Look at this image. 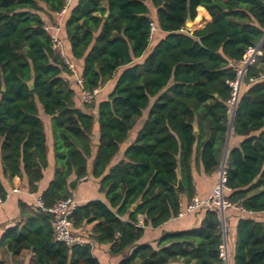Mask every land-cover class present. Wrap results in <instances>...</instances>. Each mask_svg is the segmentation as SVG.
<instances>
[{
    "label": "trees",
    "instance_id": "trees-1",
    "mask_svg": "<svg viewBox=\"0 0 264 264\" xmlns=\"http://www.w3.org/2000/svg\"><path fill=\"white\" fill-rule=\"evenodd\" d=\"M65 4L0 0V170L9 180L25 179L37 193L51 151L54 174L40 197L43 208L72 198L87 178L98 182L102 198L78 205L71 216L75 235L92 225L79 235L88 243L57 242L53 216L20 202L21 221L3 233L0 249L12 255L11 264L29 253L26 264H102L94 245L118 264H224L217 208L185 216L200 224L165 232L155 246L138 242L148 227L182 219L178 214L200 197L199 177H217L232 114L231 84L248 51L264 39V0H79L62 20L63 56L42 16L59 15ZM188 19L198 29L192 34ZM76 74L82 87L73 84ZM108 82L105 100L95 95L91 104H80L83 93L93 95ZM145 111L134 142L123 148ZM226 187L230 264H264V44L241 83ZM232 212L239 217L234 248Z\"/></svg>",
    "mask_w": 264,
    "mask_h": 264
},
{
    "label": "crops",
    "instance_id": "crops-1",
    "mask_svg": "<svg viewBox=\"0 0 264 264\" xmlns=\"http://www.w3.org/2000/svg\"><path fill=\"white\" fill-rule=\"evenodd\" d=\"M78 1L79 0H75L73 5H76ZM63 17H60V15H56L52 18H49L45 15L42 16V18L45 20L47 24L46 26H51V27L59 26L60 29H61ZM52 22L55 24L57 23V25L52 24ZM210 22L211 19L209 20L208 23ZM112 84H113L112 82L105 83L103 87L99 91H97L96 98L105 100L109 95V91L112 89ZM79 108L86 113L88 112L83 106H80ZM147 112L148 111H145L143 113V117L138 121L136 127L131 131L128 140L123 145V148L134 142L137 133L142 128V125L146 119ZM46 134H47V146L50 147L51 150L52 134H51V129L49 127L47 128ZM97 138H98V132L95 133L94 140H97ZM230 142H231V138H230ZM236 146H238V143L236 144ZM121 160H122V154L114 159L112 165L117 164ZM89 167L91 168V161L89 162ZM53 174H54V160L51 151L49 156V168L45 171L43 180L38 183L37 193L34 194L30 193L29 188L27 187V184L25 182V179L23 180L19 177H16L13 180H9L3 177L2 171L0 170V177L2 178L1 182L6 191V197L4 200L0 196V238L6 230L14 228L21 221L20 202L26 203L31 206H38V200L40 199L43 191L48 187L49 183L51 182L53 178ZM74 179L75 177H72L70 179V182L74 181ZM217 183H218V175L217 177L215 175L214 177H209V178L205 176L199 177L197 179V189H198L197 195L200 197H208L209 195L212 194ZM98 187H99L98 182L96 180H93L91 178H87L84 181L82 180L78 189L72 192L73 194L72 198L77 200L79 202V205L93 199L102 198V195L99 194L98 192ZM261 215L264 217V214ZM238 219H239L238 215L232 212V214L230 215V229H229L232 234L231 248H234L235 245V230ZM142 220L143 219L141 218V222ZM199 224H200V218L194 216H188L179 220H172L158 229H152L148 227L146 229L147 231L146 235L138 242V244L150 243L153 246H155L156 244L152 242L158 240L165 232L188 230L197 227ZM91 228L92 225H86L84 228L78 231V233L79 235H84L88 231H90ZM226 231H227V226H226ZM93 250H94V255L99 259V261L102 264H118L119 259L110 256L107 249H105L104 247L94 245ZM32 256H33L32 253L27 254L24 261H21L20 264H26L27 260ZM11 263H12V255L4 248H1L0 264H11Z\"/></svg>",
    "mask_w": 264,
    "mask_h": 264
},
{
    "label": "built area",
    "instance_id": "built-area-1",
    "mask_svg": "<svg viewBox=\"0 0 264 264\" xmlns=\"http://www.w3.org/2000/svg\"><path fill=\"white\" fill-rule=\"evenodd\" d=\"M75 0H66L65 7L63 11L59 14L60 17H63L64 14L66 13V10L68 7L72 6L74 4ZM45 30L49 33L50 37L52 38L55 48L60 51V53L64 56L63 52V45L59 39L58 33L60 31V27H51V26H46ZM253 50V49H251ZM258 50L256 48L253 60L250 62H246L244 59L242 68L239 70L241 71V75L243 73V69L248 64L250 66L254 61L256 56L259 54ZM66 62L69 64L68 60L65 58ZM70 68L72 70L73 66L70 65ZM239 72V71H238ZM238 75V80L240 84V77ZM244 78V77H243ZM76 80L78 85L82 87V78L76 74ZM242 83V82H241ZM233 84V83H232ZM231 84V87L233 88ZM239 88V85H238ZM241 88V85H240ZM238 92V90H237ZM240 93V91H239ZM97 94L95 92L93 95L88 94V93H83L82 99L84 103H89L93 100L94 96ZM235 94V93H233ZM237 94V93H236ZM236 97V96H235ZM235 103V102H234ZM233 107L232 106V112H233ZM231 112V113H232ZM228 191L226 187V164L221 165L220 171L218 173V183L213 191V193L207 197L206 199H201L200 197L195 196L192 201L188 204L185 210L181 211L178 214V218H184L185 216L189 214L195 213L197 210L201 208H217L219 211L221 223H222V231H223V245L221 246V257L224 260V264H230L229 261V252H228V244H227V231H226V210L231 208V204L226 201L225 199V193ZM79 205V202L73 198H68L65 200H61L57 202L53 207L49 209L43 208V204L41 200H38V206L43 209L44 212L49 213L53 216V221H52V226H53V231H54V238L57 242H62L65 243L69 246L75 245V244H80L84 245L88 243L86 240H83L80 238L78 235H75L73 231L71 230L72 227V222H71V216L73 214V211L76 209V207ZM223 217L225 220H223ZM225 224V226H224ZM226 235V236H225Z\"/></svg>",
    "mask_w": 264,
    "mask_h": 264
},
{
    "label": "water",
    "instance_id": "water-1",
    "mask_svg": "<svg viewBox=\"0 0 264 264\" xmlns=\"http://www.w3.org/2000/svg\"><path fill=\"white\" fill-rule=\"evenodd\" d=\"M193 24H194V22L192 20L188 19L187 22H186L185 28H186V26L189 27V26H191ZM263 44H264V39L262 40V42L257 47V50L260 53H261V48H262ZM248 67H249L248 64H246V66L243 69V73H242V75L240 77V84H239L238 92H237L236 97H235V103H234V107H233V112L231 114V120H230V125H229V133H228V137H227V142H226V147H225V152H224V157H223L222 165H225L226 164L227 155H228V149H229V143H230V138H231L232 131H233V124H234L235 111H236L238 97H239L240 85H241V82L243 80V77H244V75H245ZM30 88L31 89L34 88L32 83L30 85ZM3 90H4V88H3ZM194 128H195V131H197V126L196 125L194 126ZM183 190H184V187H183V183H182V179H181V174H180V170H179L178 171V186H177V191L181 192ZM139 204H140V201H138L133 206V208H136ZM223 220H225L224 217H223ZM224 226H225V224H224Z\"/></svg>",
    "mask_w": 264,
    "mask_h": 264
},
{
    "label": "rangeland",
    "instance_id": "rangeland-1",
    "mask_svg": "<svg viewBox=\"0 0 264 264\" xmlns=\"http://www.w3.org/2000/svg\"><path fill=\"white\" fill-rule=\"evenodd\" d=\"M195 23V22H194ZM52 24H55V23H53L52 22ZM55 25H57V23L55 24ZM186 30L187 31H189L191 34L195 31V30H198V29H194V26L193 25H191V26H186ZM255 54V50H249L248 51V54H247V56H246V58H249V57H252V55H254ZM258 54V53H257ZM259 56V55H258ZM245 59V58H244ZM76 82H77V80H76V77H75V79H74V81H73V84H76ZM79 102H80V104L81 105H85L84 104V101H83V99H82V97L80 96L79 97ZM87 104H91V102H89V103H87ZM87 110V109H86ZM88 111V110H87ZM262 220H264V217L262 216V217H260ZM76 235H78V234H76ZM79 236V235H78ZM80 237V236H79ZM81 238V237H80Z\"/></svg>",
    "mask_w": 264,
    "mask_h": 264
},
{
    "label": "bare ground",
    "instance_id": "bare-ground-1",
    "mask_svg": "<svg viewBox=\"0 0 264 264\" xmlns=\"http://www.w3.org/2000/svg\"><path fill=\"white\" fill-rule=\"evenodd\" d=\"M256 51V50H255ZM253 57H254V55H252V57H249V58H246L245 59V61L246 62H250V61H252L253 60ZM241 71L242 70H239V72H238V75L240 76L241 75ZM239 80L237 79L235 82H233V84H232V86H233V92L235 93V94H233V98H232V101H231V104H232V106H233V104H234V102H235V96H236V93H237V90H238V85H239Z\"/></svg>",
    "mask_w": 264,
    "mask_h": 264
}]
</instances>
